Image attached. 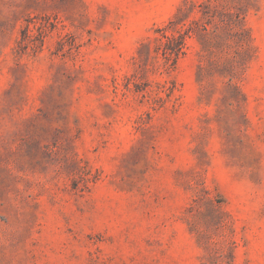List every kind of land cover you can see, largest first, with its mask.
Here are the masks:
<instances>
[{
  "label": "rangeland",
  "instance_id": "obj_1",
  "mask_svg": "<svg viewBox=\"0 0 264 264\" xmlns=\"http://www.w3.org/2000/svg\"><path fill=\"white\" fill-rule=\"evenodd\" d=\"M0 264H264V0H0Z\"/></svg>",
  "mask_w": 264,
  "mask_h": 264
},
{
  "label": "trees",
  "instance_id": "obj_2",
  "mask_svg": "<svg viewBox=\"0 0 264 264\" xmlns=\"http://www.w3.org/2000/svg\"><path fill=\"white\" fill-rule=\"evenodd\" d=\"M227 17L229 21L226 22L227 27L232 30L240 25V16L235 14H228ZM190 27H182L177 31V36L170 35L167 36L165 34L162 35V38L165 40V47L163 50V55L165 58L176 59V57L182 53V49L185 47V37L189 35ZM238 32V31H237ZM235 32V34H238Z\"/></svg>",
  "mask_w": 264,
  "mask_h": 264
}]
</instances>
